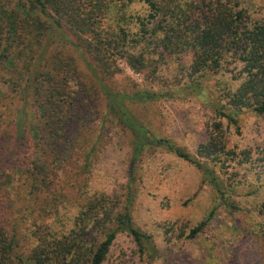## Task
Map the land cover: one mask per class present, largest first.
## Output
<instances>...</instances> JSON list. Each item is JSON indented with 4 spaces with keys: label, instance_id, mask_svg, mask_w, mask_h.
<instances>
[{
    "label": "trees",
    "instance_id": "16d2710c",
    "mask_svg": "<svg viewBox=\"0 0 264 264\" xmlns=\"http://www.w3.org/2000/svg\"><path fill=\"white\" fill-rule=\"evenodd\" d=\"M104 19L110 25L103 27ZM58 31L89 55L85 70L64 51H47L44 36ZM174 54L191 60H178L172 77L160 73L161 60ZM121 60L145 83L113 85ZM224 63H233L234 82L207 98L215 120L196 155L154 134L132 111L174 97L175 85L200 94ZM1 71L0 124L10 128L0 134V264H105L120 232L144 253L151 235L134 224L132 186L144 153L156 147L194 164L215 190L214 203L231 210L240 208L226 192L256 175L250 194L262 197L264 215V149L236 153L228 145L230 127L240 134L242 112L264 114V0H0ZM7 89L20 94L16 112L6 107L13 103L5 101ZM100 97L107 116L130 135L121 200L87 175L99 140L89 147L87 121ZM234 160L245 171L225 185L215 166ZM213 214L211 207L186 238L202 232Z\"/></svg>",
    "mask_w": 264,
    "mask_h": 264
},
{
    "label": "rangeland",
    "instance_id": "374dc122",
    "mask_svg": "<svg viewBox=\"0 0 264 264\" xmlns=\"http://www.w3.org/2000/svg\"><path fill=\"white\" fill-rule=\"evenodd\" d=\"M6 1L12 5L17 0ZM25 1L29 3V0ZM103 21V27L110 25L109 20ZM71 39L73 36L70 35ZM43 44L47 51L55 49L72 56L81 69L85 70L84 58L90 60L88 54L64 40L59 31L50 37L45 35ZM178 60L187 65L191 57L174 54L161 60L160 73L172 77V73L177 72L175 67ZM119 65L121 73L113 83L118 89L126 88L133 81L145 83V79L133 72L123 60ZM232 69L233 63H224L217 73L209 74L198 95H189L181 85H175L172 88L174 97L139 103L131 107L132 111L154 134L168 138L196 155L198 145L208 140L210 126L215 120L206 100L213 98L225 85L234 82ZM5 73L1 71L0 75ZM5 94V101L13 98V103L6 107L16 112L22 101L18 100L20 94L11 89H7ZM106 110L100 97L94 111L88 116L90 119L87 122L94 133L89 147H92L97 137L99 140L91 155V162L94 161L95 166L92 173L87 175L93 180V185L111 193L115 191L121 200L125 198L130 135L114 118L107 116ZM239 125L240 134H234L232 127L228 130V145L236 153L251 146L253 149H264V114L246 110L239 115ZM4 128L5 121L0 124L2 136H6L4 131L10 127ZM233 163L238 162L225 161L222 164L220 161L215 166L225 185L237 181L245 171V167L239 169ZM137 173L132 186L130 212L134 224L151 235V242L146 243V251L141 253L132 238L120 232L105 264H264V215L258 213L262 197L250 194L251 189L259 184L255 182L256 175H249L247 183L241 184L234 192H226L229 195L227 201L236 202L240 208L231 210L226 204L214 203L215 190L204 182L201 171L194 164L163 147L147 150ZM211 207L214 214L210 223L196 237L186 238L189 228L206 215ZM23 220L19 222L23 224Z\"/></svg>",
    "mask_w": 264,
    "mask_h": 264
}]
</instances>
